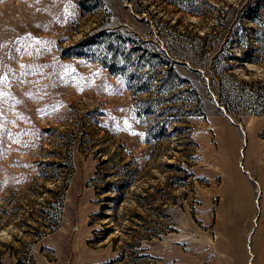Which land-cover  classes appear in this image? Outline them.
<instances>
[{
  "label": "rangeland",
  "instance_id": "rangeland-1",
  "mask_svg": "<svg viewBox=\"0 0 264 264\" xmlns=\"http://www.w3.org/2000/svg\"><path fill=\"white\" fill-rule=\"evenodd\" d=\"M210 1L232 49L189 0H0V264H264V48Z\"/></svg>",
  "mask_w": 264,
  "mask_h": 264
},
{
  "label": "trees",
  "instance_id": "trees-1",
  "mask_svg": "<svg viewBox=\"0 0 264 264\" xmlns=\"http://www.w3.org/2000/svg\"><path fill=\"white\" fill-rule=\"evenodd\" d=\"M182 0H174L175 3H180ZM259 2L256 0H247L241 4H238L237 8V15L236 20L233 21L232 29L233 32L235 31V27L237 25H240L238 23H242L243 25V32L239 35V40L236 42L237 46L239 47L241 53L239 55H235L238 58H249L252 61H259L262 57L261 50L264 48V34L263 31L261 30L262 26L261 23L264 22L262 21L261 15L257 12V5ZM189 6H191L190 11L192 12H201V14H204L207 17V12L206 9L210 8V10H217V16L213 18L215 20V23L209 27V29L203 33L200 37L201 41L203 42L201 46L205 45L206 49L205 52L209 53L211 51L216 50L220 45H225L228 48H233V43L232 38H227L225 35V31H228L227 24L226 22L220 21L224 19L226 15H228V6L226 9L224 8H215V5L212 4L210 0H201V3L197 5L195 3V0H189L188 2ZM262 6L264 7V1H262ZM209 10V13H210ZM208 13V14H209ZM245 19H251L254 22V26L252 25H247L243 20ZM261 21V22H260ZM221 27L223 30L222 31H217L216 28ZM252 29V31L255 33L254 41H255V48L252 53L249 52V47L247 43V38L249 37V30ZM218 32V34H217ZM230 32V31H228ZM219 37L217 38V36ZM136 47H132V50L135 49ZM231 52V51H230ZM243 60V59H240Z\"/></svg>",
  "mask_w": 264,
  "mask_h": 264
}]
</instances>
